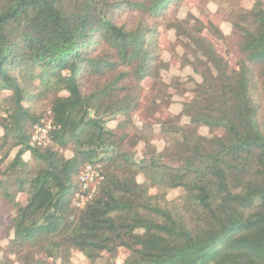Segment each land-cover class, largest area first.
<instances>
[{"label": "trees", "instance_id": "obj_1", "mask_svg": "<svg viewBox=\"0 0 264 264\" xmlns=\"http://www.w3.org/2000/svg\"><path fill=\"white\" fill-rule=\"evenodd\" d=\"M243 1L0 0V264H264V0Z\"/></svg>", "mask_w": 264, "mask_h": 264}, {"label": "rangeland", "instance_id": "obj_2", "mask_svg": "<svg viewBox=\"0 0 264 264\" xmlns=\"http://www.w3.org/2000/svg\"><path fill=\"white\" fill-rule=\"evenodd\" d=\"M195 1L196 0H185V4L183 5L184 7H182V9L180 10L179 15L185 17V16H187V13L190 12V14L193 13L194 15L198 16V12L194 9V6H193ZM243 5L246 7H249L251 5V1L250 0H244ZM208 7L211 11L214 10V6L212 4H209ZM187 8H189V9H187ZM211 19L214 22L218 23L224 32L228 31V27H226V25L224 23H221L218 17L212 16ZM172 39H173V35L171 33H169L166 37L165 36L161 37L160 43H161V45L166 46L168 44V42L171 41ZM164 57L168 58V55L165 54ZM171 63H172V68L170 69V71L168 73L163 74L164 81L169 82L171 74H180L183 77H185V76L188 77V75H190V69L189 68L185 67L181 71H178V69H177L179 66L178 60L173 59V60H171ZM146 85H148V83ZM173 101L174 102L168 108H164V107L159 108L157 113H156V116L164 117V116L168 115L169 113L178 112L179 103H180L181 99L179 97H174ZM138 121H140V122L141 121L152 122L151 119L148 118L144 112H140L138 114ZM201 133L206 135L207 130L205 128H202ZM154 140H156L158 142L159 147L163 146L161 134L156 132L154 134ZM24 157H25V159H28L29 158L28 153H26L24 155ZM172 195H173V192L167 193V197H171ZM2 234H3V232H2V229L0 228V238H1L0 242L1 243L6 242V240L4 239ZM124 254H125V252L121 251L118 255V258L122 259L124 257Z\"/></svg>", "mask_w": 264, "mask_h": 264}, {"label": "built area", "instance_id": "obj_3", "mask_svg": "<svg viewBox=\"0 0 264 264\" xmlns=\"http://www.w3.org/2000/svg\"><path fill=\"white\" fill-rule=\"evenodd\" d=\"M50 129L51 125L49 123L45 125H35L33 127L32 140L38 143H45L48 140ZM101 179L102 175L95 166L91 164L85 165L78 176L80 187L74 195L73 204L81 207L89 201L95 194Z\"/></svg>", "mask_w": 264, "mask_h": 264}]
</instances>
